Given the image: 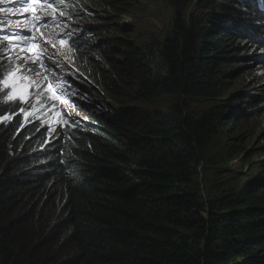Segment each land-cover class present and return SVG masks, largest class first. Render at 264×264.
<instances>
[{
	"label": "trees",
	"instance_id": "16d2710c",
	"mask_svg": "<svg viewBox=\"0 0 264 264\" xmlns=\"http://www.w3.org/2000/svg\"><path fill=\"white\" fill-rule=\"evenodd\" d=\"M166 1L163 39L139 51L111 37L115 61L80 51L114 115L66 123L46 141L44 166L30 137L0 128V264H264V137L257 172L241 186L219 183L201 199L181 188L199 186L201 153L215 138L234 160L264 116V0H197L195 20L191 0ZM161 94L174 98L167 111L141 106ZM197 98L212 105L189 114Z\"/></svg>",
	"mask_w": 264,
	"mask_h": 264
},
{
	"label": "rangeland",
	"instance_id": "374dc122",
	"mask_svg": "<svg viewBox=\"0 0 264 264\" xmlns=\"http://www.w3.org/2000/svg\"><path fill=\"white\" fill-rule=\"evenodd\" d=\"M124 5L116 6L115 4L109 6L107 4L89 3L81 0H70L71 4H67V0H52L54 6L63 10L62 3L66 5V15L61 16L59 12L54 15L59 21L58 24H52L51 28H39V31L33 27L32 35L34 39L39 40V44L36 45L40 49H44L45 53L49 56H56L55 60H49L48 70L45 74L50 77V82L65 81L62 85L64 91L61 94V100L53 101L51 99L44 98L43 106L37 105L36 110L32 111V104L25 103L26 111H29L31 115L29 117H35L41 119L43 123L48 126L56 125L57 114L66 116L65 120L61 123L62 131L66 123H70L73 118H82L89 120V115H103L108 114L107 118H110V114L114 115L116 103L109 98L95 83V81L86 78L88 72L85 69V64L74 57L72 48L68 44V39L62 36L63 33H79L81 41L84 43H91L97 50H87L83 48L84 52H93L97 57L109 55L115 61L119 56L113 54L114 51L110 45L112 43L111 37L122 38L128 42L133 43L139 51H142L143 47L151 42V39H163L171 30L170 23L172 17L169 15L170 10L173 13L171 6H168L166 0H121ZM36 3H40V0H35ZM197 0H191L188 5L187 13L192 14L193 19L199 17L200 10L196 6ZM0 7H12L13 12L6 13L0 12V20L6 17L5 20L0 21V27L5 31L19 30L18 25H22L24 20L19 18V14L22 9L20 5L16 3V0H6V3H0ZM37 10V15L41 17V21H52V16L45 15V12H51V9H45L40 7ZM72 13L70 17L69 14ZM35 15V14H34ZM30 19V17H27ZM67 25V26H66ZM84 27V28H82ZM88 27V28H87ZM58 35V37H56ZM61 39L65 40V43L61 44ZM32 46V45H31ZM36 48L34 50H36ZM79 45L76 49H80ZM6 49V51H0V67L3 74L10 70V68L16 65H24L21 69V74L34 78V74L37 72L44 73V69L38 66L36 63H32L31 60L25 64V57H30V53L21 48L9 49L6 46V42L0 41V50ZM21 57L15 59V57ZM9 57L13 59L10 60ZM55 61V66H51L50 62ZM102 59H98V62ZM50 67V68H49ZM259 75V73H258ZM83 78L84 80H81ZM259 78V77H258ZM253 79L257 81V76ZM44 85L48 83L43 82ZM243 91L250 93L253 91L251 83L246 84L243 87ZM259 92L260 88H256ZM35 92L37 90L30 89ZM238 92V91H237ZM232 94H238L233 91ZM1 97L6 95V92H0ZM259 95V93H258ZM30 99L35 103L34 96ZM174 98L168 95H158L153 101L146 102L141 106L147 109L158 110L160 112L167 111L170 107V103L175 102ZM201 101H187L188 113L198 115L202 112H206L212 105V102H204L201 98H197ZM21 104V103H19ZM254 105H257L256 103ZM53 106L55 111H53ZM239 108H236V111ZM245 109V108H244ZM257 110V108H255ZM241 113V112H240ZM239 113V114H240ZM251 131L254 132L250 142L245 144V151L239 156H236L234 160L230 159V150L227 144L223 143L220 139L215 138L211 145L201 153L204 160L198 165V181L199 186L196 189H192L191 181L183 185L181 188L185 189V194L196 195L198 199L206 197L214 192V188L220 183H224L226 189H230L231 186L239 187L244 184L245 180L252 177L257 172V155L254 152L257 150L256 141L261 140L264 137V116L262 119H258L250 125ZM226 133V131H225ZM252 140V141H251ZM248 158V164L244 165V168L239 170L240 162L243 159ZM256 162V163H255ZM226 175V176H225ZM222 176L227 178H221ZM219 178V179H217ZM218 182V183H215ZM203 193V194H202ZM176 194H179L176 192ZM174 195V194H170ZM183 212L180 211V217Z\"/></svg>",
	"mask_w": 264,
	"mask_h": 264
},
{
	"label": "snow or ice",
	"instance_id": "6c2138e0",
	"mask_svg": "<svg viewBox=\"0 0 264 264\" xmlns=\"http://www.w3.org/2000/svg\"><path fill=\"white\" fill-rule=\"evenodd\" d=\"M0 3H6V0H0ZM16 3L20 5L22 9L19 14V18H23L24 22L22 25H18V28L27 29V32H22L19 30H11L5 31L2 27H0V40L8 41L9 48H21L25 45H32L35 49L36 45L39 44V40L34 39L33 35H31L32 28H36L39 31L41 26H47V21H41V17L33 14V9L37 8V3L31 2V0H16ZM40 3L43 5L45 9H51V12H45V15L52 16V24H58L59 21L55 17V13L59 11L61 16L66 15V9L60 10L56 6H54L52 0H40ZM0 12L11 13L13 12L12 7H0ZM27 17H30L27 18ZM67 26V25H66ZM62 36L66 37L69 42H71L72 33H63L61 30ZM65 43L64 39H61V44ZM6 51V49L0 50ZM45 55L44 49L34 50L30 57H25V64L31 60L32 63L39 64L41 69L44 68L42 63V58ZM21 57L17 56L15 59H20ZM12 60V57H9ZM24 65H16L15 67L10 68V70L6 71L2 77H0V92H6V95L3 97V102H15L19 101L21 104L29 103L32 104V111L36 110V106H43L44 98L51 99L54 102L61 100V94L64 91L62 85L66 83L61 80L54 83H48L44 85V81L50 80V77L42 72H37L34 74V78L27 77L21 74V69H23ZM30 89H35L37 91L32 92ZM34 96L35 103L30 99V97ZM53 111L55 108L53 106ZM23 114L25 119L31 115L29 111H26L24 108H21L18 113H6L5 115L0 116V122L7 123L15 118V115ZM56 123H60V116L57 114Z\"/></svg>",
	"mask_w": 264,
	"mask_h": 264
},
{
	"label": "bare ground",
	"instance_id": "6f19581e",
	"mask_svg": "<svg viewBox=\"0 0 264 264\" xmlns=\"http://www.w3.org/2000/svg\"><path fill=\"white\" fill-rule=\"evenodd\" d=\"M82 28H84V27H82ZM87 28H88V27H87ZM86 53H87V52H86ZM89 54L91 55V52H88V53H87V56H88ZM260 55H261V57H262V59H263L264 52H261ZM254 76L256 77L257 75H254ZM19 103H20L19 101L9 102L8 105H7V112H6V113H14L13 109H14ZM1 115H5V114H4V113H1ZM16 122H17V121H15V120L13 119V120L7 122V124H6L4 127H0V128H1L2 130L8 128L9 131H11V130L14 129V127H15V123H16ZM33 125H34L35 128H38V126H39V122L36 120V121L33 122ZM58 129H59V123L56 124V125H50V126L46 125V126H43L42 128H40V129H38L37 131H35V134H34V136H35V141H37V140H39V139H41V138H44V140H45V139L47 140V139L54 138V137H55V134H56L57 131H58ZM43 131L45 132V133H44V136H42V132H43Z\"/></svg>",
	"mask_w": 264,
	"mask_h": 264
},
{
	"label": "clouds",
	"instance_id": "9594fccd",
	"mask_svg": "<svg viewBox=\"0 0 264 264\" xmlns=\"http://www.w3.org/2000/svg\"><path fill=\"white\" fill-rule=\"evenodd\" d=\"M84 42V41H83ZM60 163H62V159L60 160Z\"/></svg>",
	"mask_w": 264,
	"mask_h": 264
},
{
	"label": "water",
	"instance_id": "95a60500",
	"mask_svg": "<svg viewBox=\"0 0 264 264\" xmlns=\"http://www.w3.org/2000/svg\"><path fill=\"white\" fill-rule=\"evenodd\" d=\"M188 183V182H187Z\"/></svg>",
	"mask_w": 264,
	"mask_h": 264
}]
</instances>
